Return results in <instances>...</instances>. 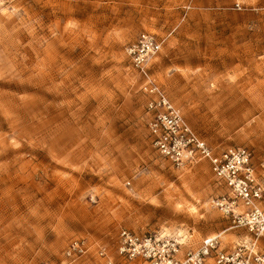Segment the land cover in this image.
<instances>
[{
    "label": "rangeland",
    "instance_id": "1",
    "mask_svg": "<svg viewBox=\"0 0 264 264\" xmlns=\"http://www.w3.org/2000/svg\"><path fill=\"white\" fill-rule=\"evenodd\" d=\"M235 1L0 0V264H102L95 249L122 229L264 252V235L213 206L225 189L208 162L158 153L126 54L156 35L150 73L189 126L217 151L246 147L259 169L264 0ZM74 241L93 248L67 260Z\"/></svg>",
    "mask_w": 264,
    "mask_h": 264
},
{
    "label": "built area",
    "instance_id": "2",
    "mask_svg": "<svg viewBox=\"0 0 264 264\" xmlns=\"http://www.w3.org/2000/svg\"><path fill=\"white\" fill-rule=\"evenodd\" d=\"M234 9L249 8L236 0ZM162 46L156 35L144 32L126 48L133 69L143 79L148 127L156 150L177 168L208 162L214 179L225 189L223 196L212 201L213 206L236 228L246 229L254 237L263 236L264 176L253 153L242 146L217 151L189 126L181 110L150 73L151 61ZM92 248L86 241H74L66 250V259L84 257ZM95 253L102 264H264V252L257 250L256 241L238 243L226 250L214 238L198 248H186L180 236L129 229L118 233L114 247L101 245Z\"/></svg>",
    "mask_w": 264,
    "mask_h": 264
},
{
    "label": "crops",
    "instance_id": "3",
    "mask_svg": "<svg viewBox=\"0 0 264 264\" xmlns=\"http://www.w3.org/2000/svg\"><path fill=\"white\" fill-rule=\"evenodd\" d=\"M264 162L262 164H260L259 166V171L261 172V174L264 176Z\"/></svg>",
    "mask_w": 264,
    "mask_h": 264
}]
</instances>
